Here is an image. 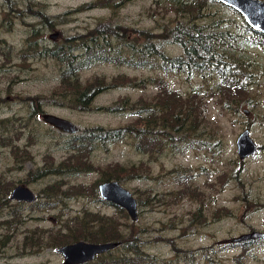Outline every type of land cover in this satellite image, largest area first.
Masks as SVG:
<instances>
[{
    "label": "rangeland",
    "instance_id": "rangeland-1",
    "mask_svg": "<svg viewBox=\"0 0 264 264\" xmlns=\"http://www.w3.org/2000/svg\"><path fill=\"white\" fill-rule=\"evenodd\" d=\"M88 1L0 0V39L7 47H13L10 55L0 54V118L9 119L3 132L7 137L5 143L0 141L3 185L0 190L3 192L5 186H10L6 201L5 194L0 192V264H64L57 250L60 245L49 246L45 243L46 237L42 242L31 243L25 236L58 230L65 219L85 211L114 216L126 235L137 233L143 248L154 254L156 264H264V241L250 244L245 253L239 242L232 241L233 237L252 229L264 231V46L261 44L245 42L235 49L250 60L248 103L224 108L218 95L209 94L204 98L201 125L204 147L168 141L160 153L149 154L136 150L134 140L128 137L110 143L108 148L93 149L88 160L95 168L31 177L30 172L46 161L58 164L65 159L74 138L45 122L41 117L43 111L70 119L80 130L96 125H124L135 115L103 109L76 110L53 104L48 96L60 82L61 66L51 58L23 59L20 50L25 47L28 35L32 33L40 46H51L67 35L93 28L101 18H111L129 36L137 37L140 28L157 31L158 22L173 15L155 13L154 10H164L154 0H128L116 8L95 7L71 12ZM209 8L216 17L225 18L224 24L231 29L246 24L240 12L220 0L210 1ZM38 9L47 15H58L56 19L64 21L54 28H46L34 14ZM57 30L60 34L51 39L49 34ZM165 48L172 54L181 52L178 45L166 44ZM119 73L163 74L159 68L152 70L108 61L95 62L80 71L84 80L96 74L110 78ZM163 76L182 94L193 88H200L201 93L205 86L216 83L215 79L191 77L181 71H170ZM155 90L152 86L143 91L122 85L100 92L93 105H109L123 95L137 98ZM29 96L43 101L36 114H31L30 103L25 99ZM245 128L258 144V150L240 158L236 138ZM22 151H27L29 156L19 155ZM116 163L128 170L117 180L137 199L136 220L124 208L99 194L98 183L105 180L103 170ZM132 165L138 166L139 174L129 173ZM231 171L236 177L232 178ZM54 182L64 190L72 187L57 204L42 192L47 184ZM16 184L28 185L36 193V201L10 198V189ZM80 185L84 190H76ZM112 249L115 253L123 250L118 245Z\"/></svg>",
    "mask_w": 264,
    "mask_h": 264
},
{
    "label": "trees",
    "instance_id": "trees-1",
    "mask_svg": "<svg viewBox=\"0 0 264 264\" xmlns=\"http://www.w3.org/2000/svg\"><path fill=\"white\" fill-rule=\"evenodd\" d=\"M126 1L128 0H90L76 6L71 12L95 7L116 8ZM210 1L216 0H154L157 7L164 10H154L155 13L163 16L166 13L173 15L158 22L157 31L152 28H140L137 37L129 36L117 24L118 22L112 21L111 18H101L93 28L67 35L51 46L38 45V41L30 33L26 38L25 47L20 50V56L23 59L28 56L51 58L61 66L60 82L52 88L48 96L49 101L76 110L103 109L107 112L124 111L135 115L124 125L108 127L96 125L73 133L69 155L58 164L46 161L42 167L30 172L31 177L45 176L49 173L77 172L81 168H95V165L88 160L93 149L108 148L110 143L128 137L134 140L133 145L136 150L149 154L160 153L168 141H181L189 146L204 147L205 138L201 136L204 98L209 94L218 95L222 99L224 108L248 103V79L252 76V72L248 69L250 60L235 49L245 42L264 46V33L253 29L247 22L231 29L228 24H224L227 22L225 18L216 17L209 8ZM34 14L39 16L46 28H54L56 24L64 21L56 19L58 15H47L39 9L34 11ZM246 28L249 30L245 31ZM1 42L2 39H0V54L10 55L13 47L10 45L7 47ZM166 44L180 46L181 52L170 53L165 48ZM105 61L152 70L159 68L163 74L131 76L119 73L110 78L104 74H96L85 80L81 77V69L95 62ZM170 71H181L191 77L199 75L207 79L212 78L216 83L205 86L202 95L200 88H193L188 93L182 94L171 87L168 79L163 76ZM122 85L142 88L143 91L152 86L156 90L149 94L142 93L137 98L123 95L109 105L97 107L93 105L95 97L100 92ZM25 99L30 103L31 114L41 110L43 101L37 96H29ZM8 120V118H0V141H4L1 144H4L7 138L3 136V132ZM209 138L213 136L210 135ZM212 143L210 147L213 148ZM19 155L25 157V155L29 156V153L22 151ZM137 170L138 166L132 165L129 173L137 175L139 174ZM124 171L128 170L122 164L110 165L103 170L104 179L119 180ZM225 175L229 176V174ZM231 176L236 177V173L231 171ZM1 186L3 185L0 180ZM4 188L5 190L0 192L5 194L3 200L6 201L10 186ZM81 189L84 190V187L80 185L76 190ZM68 190L61 189V185L54 182L47 184L42 192L50 202L57 204ZM200 214L199 209L198 216ZM64 222L58 230H43V234L33 232L25 238L31 243H37L42 242L46 237L45 243L49 246L80 239L117 240L120 241L118 246L123 248L120 253L109 249L98 254L94 259L80 264H156L154 254L143 248V241L138 234L130 232L126 235L114 216L85 211L83 214L68 217ZM256 241H264V238L239 241L243 253ZM30 246L33 247L34 244Z\"/></svg>",
    "mask_w": 264,
    "mask_h": 264
},
{
    "label": "water",
    "instance_id": "water-1",
    "mask_svg": "<svg viewBox=\"0 0 264 264\" xmlns=\"http://www.w3.org/2000/svg\"><path fill=\"white\" fill-rule=\"evenodd\" d=\"M240 12L248 25L253 29L264 33V0H220ZM60 31L49 34L51 39H55ZM42 119L54 126L57 130L65 133H76L79 126L70 119L58 114L43 111ZM237 152L240 158H245L255 154L258 144L250 135L248 128L243 129L236 138ZM98 191L102 198L124 208L131 219L138 218L137 199L134 194L117 179H107L99 182ZM10 198L20 201L33 202L37 199L36 193L26 184H16L10 190ZM264 238V231L252 229L232 238V241ZM120 241H87L84 239L65 243L57 247L62 254L65 264H80L94 259L98 254L106 252L119 245Z\"/></svg>",
    "mask_w": 264,
    "mask_h": 264
},
{
    "label": "flooded vegetation",
    "instance_id": "flooded-vegetation-1",
    "mask_svg": "<svg viewBox=\"0 0 264 264\" xmlns=\"http://www.w3.org/2000/svg\"><path fill=\"white\" fill-rule=\"evenodd\" d=\"M99 184V183H98Z\"/></svg>",
    "mask_w": 264,
    "mask_h": 264
}]
</instances>
